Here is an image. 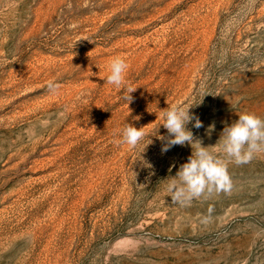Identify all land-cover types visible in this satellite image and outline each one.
I'll return each mask as SVG.
<instances>
[{
	"label": "rangeland",
	"instance_id": "1",
	"mask_svg": "<svg viewBox=\"0 0 264 264\" xmlns=\"http://www.w3.org/2000/svg\"><path fill=\"white\" fill-rule=\"evenodd\" d=\"M116 57L121 88L106 83ZM172 104H197L203 127H187L225 160L230 188L171 198L192 154L161 152ZM241 113L264 119V0H0V264H171L166 233L232 210L252 215L191 240L210 247L195 253L264 264V152L236 164L212 147ZM129 123L146 133L134 148ZM254 223L256 238L224 249L222 231Z\"/></svg>",
	"mask_w": 264,
	"mask_h": 264
},
{
	"label": "clouds",
	"instance_id": "2",
	"mask_svg": "<svg viewBox=\"0 0 264 264\" xmlns=\"http://www.w3.org/2000/svg\"><path fill=\"white\" fill-rule=\"evenodd\" d=\"M108 68L109 75L106 83L121 88L125 84L128 69L125 59L113 58ZM48 88L54 92L58 85L49 82ZM124 90L127 93L124 99L130 103L133 99L131 93L136 88L128 86ZM194 105L172 104L162 109L160 113V118L164 121L162 126L167 130L166 136H157L163 142L162 154L177 145L187 144L192 148V154L187 162L180 166L170 183L169 190L174 200L182 197L191 198L205 189L211 191L231 187V178L225 160L210 152L208 150L210 146H202V141L194 137L193 132L187 127L189 123H192V127L196 129L203 127L199 117L190 112V108ZM145 135L144 126L137 128L129 123L122 129L121 143L134 148L144 139ZM216 145H219V148H216ZM216 145L212 146L215 151H222L229 160H233L236 164L249 162L254 154L264 152V119L252 113L239 114L236 121L224 127ZM147 166L151 167V165Z\"/></svg>",
	"mask_w": 264,
	"mask_h": 264
},
{
	"label": "bare ground",
	"instance_id": "3",
	"mask_svg": "<svg viewBox=\"0 0 264 264\" xmlns=\"http://www.w3.org/2000/svg\"><path fill=\"white\" fill-rule=\"evenodd\" d=\"M234 212H236V211H234ZM234 212L232 210V212H230V214L226 218H224L223 221L219 220L221 223H215L212 220H211L212 222H210V221L209 222H204L203 228L198 229L196 231L193 230L194 232H190V231L186 230L185 228H182V227L179 228L178 227V230L176 232H168V233H166V235H168L170 237V241L167 242L165 245H168L170 247L168 249H164V250L162 249L163 259L171 260V264H202V263H204V259L200 258L195 253V250L199 249L200 251L201 250L210 251V247H202V246L192 247V245L190 244V241L193 240V239L194 240H196V239L199 240V237H200L201 234L202 235L203 234L204 235L205 234H211L212 235V233H214V232H219L221 230H225L233 222V220L237 219L238 217H240V219H238V222H236V223L239 224L240 222H247V220H249L250 216L252 215L251 214L252 212L251 213H234ZM248 216H249V218H248ZM246 217H247V219H246ZM192 221H193V223L199 222V220L197 221L196 218L192 219ZM203 221H205V220H203ZM254 225H255V223H254ZM254 225L253 226L251 225V226H246V227H240L237 231H236L235 228H233L235 230V232H233V233H231L230 230H227L226 233L222 231V233H220L219 237L222 238V239L223 238L224 239L228 238V242L224 246V249H226V250L231 249V248L233 249V247H238L245 240L252 239V237H254V233H253L254 232V228H257V229L259 228V227H256V225L255 226ZM235 226H237V225H235ZM229 229H232V227H230ZM259 234L261 235V233H259ZM257 237H258V235H257ZM254 238H256V237H254ZM176 241L179 242V243H177ZM186 246H188L190 248H188V249L186 248L185 249L184 247H186ZM208 253L210 254V252H208ZM160 257H161V255H160ZM217 259L218 258H214V260H217ZM167 264H169V263H167Z\"/></svg>",
	"mask_w": 264,
	"mask_h": 264
}]
</instances>
